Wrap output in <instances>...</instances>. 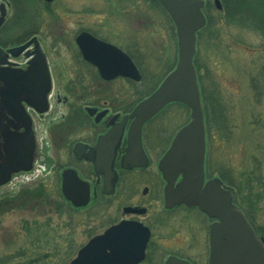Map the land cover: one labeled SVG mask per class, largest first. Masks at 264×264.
Returning <instances> with one entry per match:
<instances>
[{
	"label": "rangeland",
	"instance_id": "1",
	"mask_svg": "<svg viewBox=\"0 0 264 264\" xmlns=\"http://www.w3.org/2000/svg\"><path fill=\"white\" fill-rule=\"evenodd\" d=\"M9 7L4 29L10 32L3 31L1 36L12 43L19 32L11 30L15 11ZM208 7L209 24L197 37L194 65L207 125L217 140L213 155L224 157L235 203L264 241V37L234 21L225 23L214 10L213 0ZM36 14L38 36L50 52L53 89L60 94L62 87L63 94L69 88L79 93L125 92L134 105L150 95L177 63L175 28L150 0H57L48 8L37 7ZM80 30L92 31L131 52L137 50L141 81L108 85L97 81L74 47ZM59 111H51L48 117L50 130L46 123L35 125L38 159L34 169L0 189V264H69L92 236L120 219L119 198L99 194L96 204L84 210H75L62 199L59 174L74 165L68 150L80 131L72 137L63 133ZM187 121L188 112L173 105L150 124L156 133L171 136ZM223 133L226 140L221 148ZM176 213L155 227L151 242L157 257L152 264H163L175 250L192 258L201 251L202 242L206 246L208 220L188 210Z\"/></svg>",
	"mask_w": 264,
	"mask_h": 264
},
{
	"label": "water",
	"instance_id": "2",
	"mask_svg": "<svg viewBox=\"0 0 264 264\" xmlns=\"http://www.w3.org/2000/svg\"><path fill=\"white\" fill-rule=\"evenodd\" d=\"M52 2L53 0H45ZM169 15L178 38V63L175 70L164 80L159 89L148 99L141 102L119 124V129H113L97 143V158L87 157L92 161L96 175H103V189L105 195L113 192L115 174L112 163L103 162L106 149L110 146V159L112 160L115 146L120 139L122 126L127 119H131L128 131L127 155L122 167L131 169L142 167L145 164L141 151L142 126L155 116L161 109L171 103L185 105L191 112L190 122L179 131L173 140L170 149L159 163V171L166 182L164 191L165 209H172L178 205L196 206L209 218L217 222L211 225L209 231L210 258L209 264H264V246L256 236L241 211L232 204L230 190H223L218 180H211L204 187V155L205 136L200 96L196 83V76L192 65L195 53V33L205 25L201 13L204 6L202 0H154ZM216 9L220 10L218 0L214 1ZM1 15L4 16L2 6ZM2 19L0 18V25ZM84 59L94 64L105 80L117 76L127 77L138 82L140 76L130 60L120 51L103 44L89 35L81 34L76 39ZM26 46L10 50L12 57L18 56ZM36 58L31 68L21 74L3 73L0 80L5 86L2 97L3 106L13 119L21 115V102L35 109L39 114L47 110L46 96L49 92V76L46 72L45 59L41 50L36 46ZM98 50H110L115 57V63L110 58H92L91 53ZM120 62V63H119ZM40 79L43 77L44 90L38 94ZM107 73V74H106ZM264 84V79H263ZM2 107L0 108V119ZM92 115V114H91ZM17 117V118H16ZM23 120V118H22ZM24 121V120H23ZM26 128L29 123L25 119ZM25 137L3 134L5 157L1 162L0 156V187L9 182L12 175L31 170L35 142L30 128ZM79 147L74 151L78 155ZM141 156L140 162L136 159ZM181 177L180 182L175 181ZM61 193L73 207H85L90 200L89 185L80 181L73 171L61 174ZM149 232L139 225L121 223L108 229L103 235L90 240L79 251L77 257L70 264H138L144 258V250ZM165 264H188L175 258H169Z\"/></svg>",
	"mask_w": 264,
	"mask_h": 264
},
{
	"label": "flooded vegetation",
	"instance_id": "3",
	"mask_svg": "<svg viewBox=\"0 0 264 264\" xmlns=\"http://www.w3.org/2000/svg\"><path fill=\"white\" fill-rule=\"evenodd\" d=\"M17 1L19 2L20 6H14L13 8L15 11V15L11 30L19 32L16 33L19 35V37L16 42L12 43L5 41L6 37H4L5 35L1 36V33L5 31L4 28H6L9 19V14L11 13L9 6L13 7V5L8 0H2V2L0 3V5H3L4 7L3 11L5 14L4 16H2L0 10V18L2 19V23L0 25V74L7 72L15 74L26 72L29 68L32 67L31 63L36 58L37 46L44 55L46 64L45 67L46 72L49 76L50 87L49 92L46 96L47 110L44 114L41 115L38 114L35 109L29 107L24 102H21V115H18L19 118L16 117L17 119H13L7 113V110L2 103V97H0V108L2 107L3 110L1 112L2 116L0 119V156L2 155L1 162L5 157L3 134L5 132H9L11 133V135L14 136L25 137L28 134L27 129L30 128L31 134L36 144L35 155L32 164L33 170L38 159L35 125L37 122L40 121L46 123L49 127L48 129L50 130V128L52 127V120L48 117L51 111L52 114H57V112L60 110L58 118L60 119L59 121L62 122L64 125V127L62 126L63 133H69V135L71 136L73 132L80 131L77 135V138L73 140L75 142L73 143L72 148L68 150V156L70 157L74 165L65 168L61 171V173L68 170L73 171L76 173L77 177L81 181L89 185V193L91 198L90 204L85 209H89L90 207L94 206L95 202L98 200L99 194H101L104 198H119L120 207L117 209V213L120 219H117L118 221H113V223L108 227V229L117 226L121 223H131L135 225H141L149 231L150 238L145 250V259L140 264H145L146 262H148V264H152L155 261V258L157 257V255L155 254L156 249L153 246L154 243L151 241L154 239L153 232L155 230V227L160 226L161 221L164 219L165 216H172L173 214H177L176 212H178L179 210H188L189 212H194L198 214V217L200 219L202 218L204 220H208L209 230V227L213 223V221H211L205 214L200 212L197 207L187 208L182 205L176 206L171 210H166L164 207V190L166 184L163 180L162 175L159 172V163L162 160L164 154L169 149L172 140L179 131V129L188 123L190 117L189 110L182 106L176 105L184 111L188 112V121L182 126H180L171 136H165L166 134L156 133L151 129L150 123L152 122V120H154V118L142 127L140 144L143 158L145 160L143 163L145 165L142 167H135L131 169L122 168L124 157L127 154V137L131 123V120L127 119L126 123L122 126V128H120V139L117 146H115L112 160L110 159V146L109 148L107 147L105 151L106 156L103 157L102 160L105 163H112V170L115 174L113 192L110 196H104L102 194L103 188L101 181L103 178L94 174L93 163L92 161L87 160V157L91 156L94 159L98 157L99 153L97 152L96 148L98 141L101 138L105 137L111 130L119 129L118 126L122 119L125 117H129L136 105L139 104L141 101L132 105L130 98L125 92L106 94L97 93L95 91L79 93L74 92L73 90H70L71 88H69L66 89L65 93L63 94L62 87V94H60L59 91L54 90L53 71L49 62L50 52L48 48L44 46L43 42H41V38L38 36L40 34L38 32L40 30V26L37 22V19H40V17L39 14L35 15V10L37 9V7L40 6L41 8H48L57 0H54L53 2L48 4L43 0ZM202 1L204 2L202 13L206 19V24L208 25L209 19L207 17V11L209 10L208 5L210 4L211 0ZM218 1H220V14L223 17L225 23H233L231 13H233V11L235 10L234 7L231 6L227 2V0ZM239 4L240 2H238L237 5ZM25 14H27V18H25ZM16 18L17 20H15ZM249 22L243 25H240L238 22L236 23L242 27H250L252 30L259 33L260 36L264 37V29L262 31H260L259 29H255L251 26V22ZM207 25L205 26V28L207 27ZM8 31L10 32V30ZM8 31L6 30L5 32ZM81 34L89 35L91 38L120 51L125 57L130 59V61L134 64L140 74V65L137 61L138 56L135 54L137 50L131 52L126 47L115 44L109 39L101 38L92 31L80 30L74 38V47L79 55L80 60L94 71L95 79L97 81L101 80V82L99 81L100 83L107 85L122 81L130 82L128 79H125L123 77H116L113 80L109 81L102 80L99 76L97 69L84 59L83 54L81 53L78 45L76 44V39ZM28 35H31V37L27 38ZM28 43H30V45L26 47L18 56L12 57L8 53L10 50L26 46ZM68 49H71V46H69ZM91 56L92 58L100 59L110 58V60L115 63V57L110 54V50H104V52H102L101 54L98 52V50H94L91 53ZM37 77L38 80H36V83H39L37 87V91L39 94L42 92V90H44L45 82L43 80V77H41L40 79V72L37 73ZM4 89L5 86L2 81H0V95L4 93ZM53 103L56 105V108H53ZM167 108L169 109L170 106H168ZM166 109L160 112L159 115H161ZM22 118L24 121L22 120ZM203 118L205 130V161L203 187L209 181L216 179L219 181L221 189H230L233 194V188H231L227 184V168L224 161V157L222 155H220V157L213 155L215 153L214 148L217 143V140L212 134V128L207 125V114L205 112V109H203ZM25 119L29 123L28 128H26ZM68 122H70V125L67 126ZM85 124L90 125L87 126ZM216 132L217 134H219L221 131ZM4 135H6V133ZM230 136L232 137L233 134ZM6 138H8L7 135ZM219 140V144H221V148H223V141L226 140L224 133L223 135L220 134ZM73 141L68 143H72ZM76 146L79 147L78 155H76L74 151ZM136 159L140 162L141 156H137ZM179 180L180 178L177 179L176 183ZM121 204L125 206L121 208ZM156 204H158L157 209L154 207ZM97 235L99 234H96L95 236ZM201 244V251L196 253L192 258L183 255L181 254V252L175 250L169 253L166 259L173 257L180 261H186L188 264H209V237L206 246L205 242H202ZM163 245L166 246L165 243ZM179 246L180 245H176L175 247L181 248Z\"/></svg>",
	"mask_w": 264,
	"mask_h": 264
},
{
	"label": "trees",
	"instance_id": "4",
	"mask_svg": "<svg viewBox=\"0 0 264 264\" xmlns=\"http://www.w3.org/2000/svg\"><path fill=\"white\" fill-rule=\"evenodd\" d=\"M8 1L13 5V8L14 6H20L17 0ZM227 2L235 9L233 13H231V18L234 22H238L240 25H243L250 21L251 23H249L253 28L259 29L260 31L264 29V0H227ZM238 2H240L239 5H237Z\"/></svg>",
	"mask_w": 264,
	"mask_h": 264
}]
</instances>
